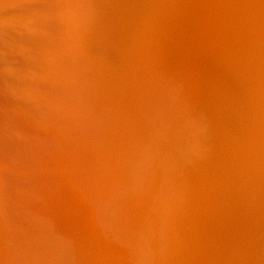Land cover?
<instances>
[{
  "label": "bare ground",
  "instance_id": "bare-ground-1",
  "mask_svg": "<svg viewBox=\"0 0 264 264\" xmlns=\"http://www.w3.org/2000/svg\"><path fill=\"white\" fill-rule=\"evenodd\" d=\"M8 1L0 0V3ZM15 2L11 7L0 6V13H5L0 17V30L14 43L6 47L0 41V244L10 236L7 232L9 226H20L21 223V227H31L40 223L44 215L54 216L71 201L76 202L75 196L86 202L90 195L110 190L121 180L119 175L125 166L138 156L143 133H151V136L158 133L163 137L167 128L163 129L165 124L172 123V127L181 120L180 117L190 123L195 113L197 124L203 123L201 133L196 129L193 131L197 133L192 139L194 146L192 143L189 146L190 153L198 154L200 161L198 183H225L223 189L227 190L219 196L227 197V205H237L240 201L243 206L253 197L261 200L264 206L263 181L258 176L264 170V134L259 127L264 126V100L257 97L259 81L255 79L260 77L258 71L264 68V0H251L244 24L239 30L234 29L237 35L229 40L230 46L245 48L247 57L238 66L233 54L229 58L231 76L223 82L224 97L210 116L202 108L196 112V104H193L196 83L190 74L193 67L184 68L191 56L198 55L193 45L201 44L193 37L191 28L196 21L201 23L207 16L201 8L207 0H150V4L155 3L154 7L136 13L130 19L127 10L122 12L119 39L115 36L118 41L116 50H121L119 64L121 67L131 66V69L141 63L142 66L141 72L121 77L110 69V63L102 66L89 56L76 63L80 57L74 54L67 56L72 62L68 71L57 69L54 58L58 55L64 57L69 51L66 52L63 43L65 31L62 32L61 25H57L60 14L53 13L54 23L46 25L50 32L47 37L56 38V43L52 44L31 37L32 30L18 25L33 27L22 14L11 12L20 5ZM60 2L61 8L72 4ZM119 15L108 23L112 25L107 26L104 33L107 31L106 34L112 35L115 32ZM8 16H14L13 23L6 22ZM105 35L98 38L107 42ZM204 50L209 53L208 61L215 58L209 49L205 47ZM175 54L178 55L176 60L184 57L189 59L188 62L177 65L173 58ZM161 55V61L164 59L165 62L163 67L156 65L157 61L161 62ZM25 61L30 63L28 67L34 73L14 64ZM38 64L51 67L54 72L44 71ZM11 66L18 70H10ZM180 67L185 72L184 81L179 80L178 75L175 77L177 71L174 77H168V73ZM122 70L126 73V69ZM72 71L75 72L70 74ZM78 74L97 75L102 80L99 85L108 86L105 91L98 92V87L89 83L91 80L87 78L88 82ZM48 75L55 80L49 79ZM118 79L126 84L120 86ZM202 80L198 78L197 82ZM244 81L247 84L242 85ZM131 88H134V96H130ZM100 92L105 94L100 95ZM110 95L114 96L111 103L107 99ZM114 106H118V110ZM113 108L120 110L118 117ZM232 123H237V127L230 126ZM251 125L258 129L246 130ZM257 170V175H252L254 178L251 179L249 175ZM205 183L201 187L206 186ZM242 184L244 187L239 190ZM207 188L209 190V186ZM213 203L214 200L209 199L208 207L218 210V207H211ZM158 204L159 201L155 202L150 211ZM250 204L251 207L239 206L232 213H226L228 218L225 217L223 224L229 227L222 229L226 240L235 226L241 225L239 232L246 236L250 224L256 226L260 223L264 208L254 211L255 204Z\"/></svg>",
  "mask_w": 264,
  "mask_h": 264
},
{
  "label": "rangeland",
  "instance_id": "rangeland-1",
  "mask_svg": "<svg viewBox=\"0 0 264 264\" xmlns=\"http://www.w3.org/2000/svg\"><path fill=\"white\" fill-rule=\"evenodd\" d=\"M15 1L20 5L11 12L22 14L25 21L33 27L27 28L23 24H18L19 22L17 24L26 30H32L31 37L52 44L56 43L54 41L56 38L55 36H52L53 39L47 37L50 32L46 29V25L54 23L53 13L60 14L57 25H61L62 32L65 31L63 43L66 45V52L69 51L64 57L58 55L54 58L55 62L57 61L55 64L57 69L68 71L72 67V62H70L71 58L67 59V56L74 54L77 58L80 57L75 60L76 63H79V59L88 56L102 66L110 63V69L112 71L114 69L120 77L124 76L123 74L141 72L139 69L142 63L132 69L131 66L121 67V63L119 64L121 50L119 48L120 51L116 50L118 41L115 36L119 39L121 32L118 26H120L122 12L127 10L130 19L136 13L140 14L141 11L145 12V9L154 7L155 3L150 4V0H62L72 3L64 8L60 7V0H9L7 3L1 2L0 6L11 7L15 5ZM250 4L251 0H207L201 7L206 11L207 16L201 23L197 24L198 21H196L191 28L193 37L201 44L193 45L198 55L191 56L189 62V59L185 60L180 56L176 60L177 52L173 56L177 65H185L188 62L184 68L193 67L190 74L195 77L196 83L193 90V104H196V112L202 108L210 116L213 108H216L224 97L223 82L231 76L228 62L232 54L237 66L241 65L240 62L247 57L245 48L231 47L229 40L237 35L234 29L239 30L244 24ZM117 12L120 15L116 20L115 32L112 35L106 34L109 33L107 31L104 33V30L112 25L108 23L115 20ZM4 15L5 13H0V17ZM195 15L198 16V12ZM11 19H14V16H8L5 20L13 23ZM199 25L204 26L205 29ZM39 31L46 35L42 36ZM8 33L11 34V32ZM0 34L2 35V37L0 35V41L4 42L1 44L6 47L14 45L1 30ZM99 35L101 37L105 35L107 42L98 38ZM124 47L126 48L125 45ZM205 47L214 53L215 58L210 59L212 62L208 61L209 53L204 50ZM106 48H109L107 52ZM250 48L252 49V46ZM252 51L254 52V49ZM161 59L162 55L160 61ZM14 64L24 69L28 68L31 73H34L33 69L28 67L30 65L28 61ZM164 64V59L156 62V65L160 67ZM38 67L44 71L47 69L48 72H54L53 68L42 64H38ZM181 68L168 73V77H174L177 71L175 77L178 75L179 80L184 81L183 73L185 72ZM9 69L18 70L14 66ZM122 69H126V73ZM214 72L215 75H213ZM78 75L82 79L91 80L92 82L87 81L93 84L91 86L98 87L96 88L98 92L101 89L105 91L108 86L99 85L102 80L97 75V78L93 76L95 79L88 75H84L86 77ZM257 75L260 76L255 78L259 81V87L256 89L259 94L257 97L264 100L263 67ZM7 77L9 78L10 75L8 74ZM47 77L55 80L53 76ZM198 78H203L201 83L197 82ZM120 82L119 80L120 86L126 84ZM245 84L247 82L244 81L242 85ZM133 91L134 88L129 90L130 96L135 95ZM104 94L100 92V95ZM107 99L111 103L114 96L110 95ZM114 107L118 110V106ZM256 107L259 106L256 104ZM114 111L116 117L121 114L120 110ZM195 114L190 123L180 117L181 120L172 127V123L161 126L163 129L167 127L163 137L158 133L154 136H151V133H143L144 139L140 142L138 156L132 163L125 166L126 169L119 175L121 180L117 181L110 190L100 195H90L86 202H83L82 197L75 196L76 202L71 201L54 216L44 215L40 223L31 227H21V223L20 226H9L7 232L10 236L0 244V264H264V216L259 218V226L250 224L251 228L246 229V236L240 234L241 225L240 227L237 225L233 226L228 240L223 237V230L229 227L223 224L225 217L228 218L226 213H232L233 210L239 209V206L248 207L250 203L255 204L252 207L255 208L254 211L264 208L261 200L251 198V193L248 195L251 199L247 200L243 206L240 205V201L236 202L238 206L232 203L228 206L227 197L223 198L220 195L221 199L219 196V193L224 195L227 190L223 189L226 187L223 186L225 183L216 182L212 185L204 181L198 183L197 179L201 176L200 161H198V154L190 153L189 146L191 143L194 146L193 136L203 131L201 128L203 123L197 124ZM237 123H232L230 126L237 127ZM253 127L258 129L254 125L245 129L253 131ZM259 127L263 129L264 134V126ZM195 129L197 133H193ZM258 162L261 163V160ZM258 171L249 175L251 179L257 175ZM259 174L258 176L264 182V170ZM122 175L124 178L121 177ZM202 183L206 186L201 187ZM243 187L242 184V187L238 189L241 190ZM209 199L214 200L211 207H218V210L208 207ZM157 201H159L158 206L150 211ZM260 215L261 213L258 212V216Z\"/></svg>",
  "mask_w": 264,
  "mask_h": 264
}]
</instances>
